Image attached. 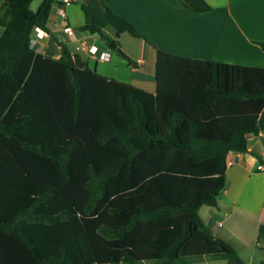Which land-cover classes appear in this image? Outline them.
I'll use <instances>...</instances> for the list:
<instances>
[{
  "label": "trees",
  "instance_id": "trees-1",
  "mask_svg": "<svg viewBox=\"0 0 264 264\" xmlns=\"http://www.w3.org/2000/svg\"><path fill=\"white\" fill-rule=\"evenodd\" d=\"M32 1L0 6V264H197L206 255L264 264L246 261L200 214L219 203L230 153L264 131V66L156 47L149 90L92 68L53 34L60 57L32 46L36 27L51 32L59 0L36 11ZM82 7L78 29L98 31L136 66L119 40L144 37L136 24L105 0Z\"/></svg>",
  "mask_w": 264,
  "mask_h": 264
},
{
  "label": "crops",
  "instance_id": "crops-1",
  "mask_svg": "<svg viewBox=\"0 0 264 264\" xmlns=\"http://www.w3.org/2000/svg\"><path fill=\"white\" fill-rule=\"evenodd\" d=\"M105 1L131 19L146 38L125 36L128 42L125 46L124 32L119 37L121 49L137 61L136 66L116 50L110 59H101L100 55L109 48L105 39L78 29L86 16L85 21H79L67 9L70 3L65 6L66 18L59 14V8L55 18L51 15L50 33L43 29L46 34L41 35L35 28L34 46L43 53L60 57L62 47L53 34L71 52L81 54L92 68L149 90L156 87V47L197 58L264 66V49L258 43L264 41V0H208L212 9L200 13L193 12L180 0ZM1 3L2 0L0 6ZM58 4L60 7L62 1ZM66 23L75 28L74 35L64 30ZM3 32L4 26L0 24V37ZM110 33L114 35V30ZM84 40L96 45L98 52L88 54L78 49ZM248 141V151L230 153L232 162L228 164L226 186L218 205H202L200 214L214 234L230 241L246 261L258 263L257 253L264 250V240L258 239L260 223L264 220V131L248 134Z\"/></svg>",
  "mask_w": 264,
  "mask_h": 264
},
{
  "label": "rangeland",
  "instance_id": "rangeland-1",
  "mask_svg": "<svg viewBox=\"0 0 264 264\" xmlns=\"http://www.w3.org/2000/svg\"><path fill=\"white\" fill-rule=\"evenodd\" d=\"M87 1L88 0H76L73 3H70L69 5H67V9L72 10L73 13L75 14V16L77 17V19H79V21H82V22L85 21V14L82 10V5L84 2H87ZM41 2H42V0H33L31 3L32 10L36 11L38 9L39 5L41 4ZM58 6H59V4L56 3L53 7V10L51 13L53 18L56 17L57 9L59 8ZM112 30H113L112 27L107 28L108 33H110V31H112ZM125 36L132 37V35L128 32H124V35L122 37L123 43L125 46H127L128 42H125V40H124ZM119 40H120V38H119ZM245 257H247V255ZM261 260H264V250H259L257 253V256H256V261H261ZM194 261L197 264H224L226 262L224 259L213 258V257L207 256V255L203 256L201 258L195 259ZM141 264H155V261H153V260L152 261H144Z\"/></svg>",
  "mask_w": 264,
  "mask_h": 264
},
{
  "label": "built area",
  "instance_id": "built-area-1",
  "mask_svg": "<svg viewBox=\"0 0 264 264\" xmlns=\"http://www.w3.org/2000/svg\"><path fill=\"white\" fill-rule=\"evenodd\" d=\"M72 0H62V4H60L59 7V14L66 18L67 17V11L65 6L69 3H71ZM37 29H39V33L41 35H45L46 32L41 28V27H36ZM64 30L69 34V35H74L75 32V28L70 24V23H66L64 26ZM36 40L35 37L33 36L31 39V44L32 46H34ZM78 49H83L85 52H87L88 54H96L98 52V47L94 44H89L86 40L83 41V43L81 45L78 46ZM112 50L110 48H108L107 50H105L101 55L100 58L101 59H110ZM232 162V158H229V163ZM259 167H262V164L258 165Z\"/></svg>",
  "mask_w": 264,
  "mask_h": 264
},
{
  "label": "water",
  "instance_id": "water-1",
  "mask_svg": "<svg viewBox=\"0 0 264 264\" xmlns=\"http://www.w3.org/2000/svg\"><path fill=\"white\" fill-rule=\"evenodd\" d=\"M95 35H100L98 31L94 32ZM116 51H119V48L116 49Z\"/></svg>",
  "mask_w": 264,
  "mask_h": 264
}]
</instances>
